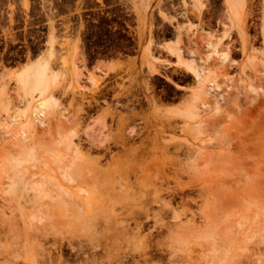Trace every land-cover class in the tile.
Listing matches in <instances>:
<instances>
[{"label":"rangeland","instance_id":"1","mask_svg":"<svg viewBox=\"0 0 264 264\" xmlns=\"http://www.w3.org/2000/svg\"><path fill=\"white\" fill-rule=\"evenodd\" d=\"M26 1L0 0V264H264L262 0H245L242 39L208 40L228 51L207 61L229 88L217 140L197 100L189 119L170 112L196 82L160 46L194 28L175 42L192 39L200 60L210 30L196 10L218 29L222 0ZM44 57L55 105L28 132L29 111L9 122L24 106L15 72Z\"/></svg>","mask_w":264,"mask_h":264},{"label":"bare ground","instance_id":"2","mask_svg":"<svg viewBox=\"0 0 264 264\" xmlns=\"http://www.w3.org/2000/svg\"><path fill=\"white\" fill-rule=\"evenodd\" d=\"M23 7L24 9H27V1L23 0ZM226 12L228 15L229 24L228 25H234L235 23H239L240 20L237 18H240L238 15L241 13L242 9V0H223ZM264 3V0H262ZM196 6V4H193ZM201 6V5H200ZM199 6V8H200ZM242 6V7H241ZM143 8H140L139 10L142 11ZM241 10V11H240ZM238 21H237V20ZM237 21V22H236ZM231 22V23H230ZM237 23V25H238ZM236 25V26H237ZM235 26V28H236ZM260 32L264 35V16L260 23ZM230 27V26H229ZM227 27H225L226 29ZM238 36L242 37V34L240 29ZM229 30V29H227ZM49 34L46 38V41L49 45V54L47 55L49 58L53 57L52 53V47L56 42V39L54 38V28L53 26H49ZM236 32V31H235ZM242 39V38H241ZM173 42V44H162L160 47L162 50H164L168 55L173 56L175 58V64L179 67V69L187 72L188 74L193 75L195 79V88L191 91V94L189 95V98L187 99V103L184 105L183 109H180L176 106L170 108V112L172 114L180 115L184 119H189V117L192 115V112L190 113V107L192 104L197 100L198 108L200 111L210 110V120H208L206 124V129L211 132V136L213 139L217 140L220 139L221 135L223 134L221 124H224L222 122V119L224 121L225 117L222 114V111L220 110V101L224 102L225 96L228 93L229 88L226 89V94H221V84H219L217 80V76L213 73V67L211 65L207 64V61L211 57H215L217 61L221 63H225L227 61L228 51L225 50H219L218 49V43L219 41L212 43L211 41H207L205 45V50L207 53L203 55L200 60H196L193 56V51H190V49L187 50L182 47L181 42ZM181 44V45H180ZM148 50H149V44H146V46L143 48V54L145 56H148ZM71 55H74V51L71 50ZM186 54L188 56H186ZM68 58V57H67ZM70 59L68 60L65 57H59V61L63 67L69 66ZM258 71H261L264 75V61L258 64L257 66ZM148 71L151 73H156L157 69L154 68L151 63L148 64ZM59 77V72H50L48 70V62L44 58H39L37 61L32 63H27L24 65V67L19 71L15 72V82L22 93L23 97V103L24 106L21 110H17L14 115L10 116V124H15L19 120H21L25 113L29 111V118L30 121L27 123L28 128L26 130L31 129V124H41L42 118L46 115V113L51 110L55 105V98L52 97L51 93L53 92L54 88L56 87V80ZM76 78L79 79L78 76ZM227 77H224V81L227 80ZM90 82L92 84H96V80L93 77L89 78ZM255 81V80H254ZM252 83V82H249ZM257 83L255 84L256 87ZM252 84H248L246 91L248 92V95L252 98L254 97L256 93V89ZM245 91V92H246ZM235 96V95H234ZM223 97L225 99H223ZM250 97V98H251ZM232 100L236 98L238 100V96L233 98L230 97ZM248 100V99H247ZM223 109V108H222ZM224 111V110H223ZM228 115V114H227ZM226 116V115H225ZM223 126V125H222ZM194 128L191 129V131ZM196 130V129H195ZM17 134L21 136V139L18 141L19 145L24 146L26 144L25 141V135L26 131L20 129L18 130ZM222 139V137H221ZM77 153V150L74 151ZM22 153V149H21ZM25 156H22L23 158L19 159L18 157L12 160V168H16L21 166L24 163L30 162L33 158V149L26 151ZM11 157H9V160ZM64 173L62 176L66 179H70L72 181V173L73 171H63ZM49 174V173H48ZM47 176V175H46ZM51 176V175H49ZM48 177H46L47 179ZM51 177L47 179V181H51ZM61 187V186H60ZM59 187V189H60ZM63 190V187L60 189Z\"/></svg>","mask_w":264,"mask_h":264},{"label":"crops","instance_id":"3","mask_svg":"<svg viewBox=\"0 0 264 264\" xmlns=\"http://www.w3.org/2000/svg\"><path fill=\"white\" fill-rule=\"evenodd\" d=\"M222 2H223V0H222ZM246 1L245 0H242V3H243V9H244V6H246L245 3ZM201 3V2H200ZM203 6H201V9H200V11H197L196 9V12L197 13H199V24L197 25H194V26H198L199 27V29H201V28H204V30H206V32H207V30H210V32H208V33H210L209 34V36H208V38H207V40L206 41H208V40H211V39H214V38H219V37H214V36H211V33L212 32H215L216 31V33H219V34H222L221 36H220V38H223L225 35H227V37H230V41L232 40V38L233 37H235V36H237V35H239V34H237V33H239V30L237 29V27L240 29V31H241V33H243V29H242V22H243V15H242V9L240 10L241 11V13H239V17L240 18H237L238 20H240L239 21V23H238V25H237V23H235L234 25H228L229 24V19H228V15H227V12H226V7H225V5H224V7H223V10L225 11V16H224V18H223V21H224V23H223V27L222 26H218V29H217V25H210V24H208V22L206 21V13L204 12V10H203V7H204V4L203 3H201ZM224 4V3H223ZM231 23V22H230ZM237 25V26H236ZM230 26V27H229ZM235 26H236V28H235ZM225 27H227L226 29H225ZM227 29H229V30H227ZM236 31V32H235ZM193 32H194V28L193 29H190V31L188 32V31H186V28L185 29H182V30H179L178 32H176V33H174L173 34V39L172 40H170V41H166V42H164V44H173V42H175V40H176V38L179 40V41H181V42H184V41H186L185 39H187V37H186V35L189 37L188 39H190V36L191 35H193ZM177 35H178V37H177ZM243 35H244V33L242 34V37H243ZM239 38H242V37H240V36H238ZM187 39V40H188ZM222 40V39H221ZM190 44H191V46L189 47V49H190V51H193L192 53H193V56H194V58L196 57V44L193 42V40L191 39L190 41ZM220 49L221 50H225V49H222L221 48V44H220ZM225 51H227V50H225ZM165 53V52H164ZM166 54V53H165ZM167 55V54H166ZM167 56H169V55H167ZM186 56H188L187 54H186ZM169 57H171V56H169ZM171 58H173V60H174V62H175V58L174 57H171ZM197 59V58H196ZM174 62H173V64H174ZM175 65V64H174ZM175 67L176 68H178L176 65H175ZM187 74V73H186Z\"/></svg>","mask_w":264,"mask_h":264},{"label":"flooded vegetation","instance_id":"4","mask_svg":"<svg viewBox=\"0 0 264 264\" xmlns=\"http://www.w3.org/2000/svg\"><path fill=\"white\" fill-rule=\"evenodd\" d=\"M47 33V32H46Z\"/></svg>","mask_w":264,"mask_h":264}]
</instances>
